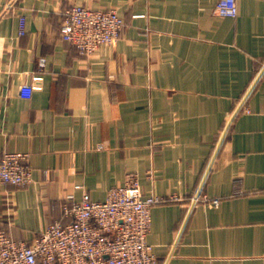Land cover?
I'll use <instances>...</instances> for the list:
<instances>
[{
  "label": "crops",
  "instance_id": "0c3cea01",
  "mask_svg": "<svg viewBox=\"0 0 264 264\" xmlns=\"http://www.w3.org/2000/svg\"><path fill=\"white\" fill-rule=\"evenodd\" d=\"M217 2L0 0V156L33 171L0 184V231L30 244L134 176L166 199L147 236L158 264H264V0H236L234 18ZM74 5L116 10L117 43L86 57L63 41Z\"/></svg>",
  "mask_w": 264,
  "mask_h": 264
},
{
  "label": "built area",
  "instance_id": "2783aa9c",
  "mask_svg": "<svg viewBox=\"0 0 264 264\" xmlns=\"http://www.w3.org/2000/svg\"><path fill=\"white\" fill-rule=\"evenodd\" d=\"M215 13L234 18L236 0H218ZM63 15V41L86 57L100 46H114L123 28L122 19L113 9L74 5ZM24 33L25 21L19 17V34ZM44 68L45 60L40 58L36 71L25 74L19 97L30 99L33 92L42 89ZM27 159V154L2 153L0 184L29 185L33 171ZM165 201L144 196L136 177L128 176L123 185L109 189L103 201L91 202L84 197L66 208L71 222L49 225L30 244L16 242L0 231V264H158L147 236L152 207ZM213 204L216 206L217 201Z\"/></svg>",
  "mask_w": 264,
  "mask_h": 264
}]
</instances>
